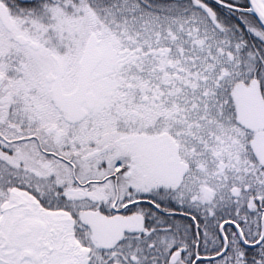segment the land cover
I'll return each mask as SVG.
<instances>
[{
    "label": "snow or ice",
    "instance_id": "obj_1",
    "mask_svg": "<svg viewBox=\"0 0 264 264\" xmlns=\"http://www.w3.org/2000/svg\"><path fill=\"white\" fill-rule=\"evenodd\" d=\"M0 264H264V0H0Z\"/></svg>",
    "mask_w": 264,
    "mask_h": 264
}]
</instances>
